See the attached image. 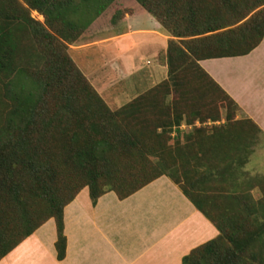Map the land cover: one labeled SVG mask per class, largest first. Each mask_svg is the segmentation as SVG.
Listing matches in <instances>:
<instances>
[{"label": "trees", "instance_id": "16d2710c", "mask_svg": "<svg viewBox=\"0 0 264 264\" xmlns=\"http://www.w3.org/2000/svg\"><path fill=\"white\" fill-rule=\"evenodd\" d=\"M116 1L0 0V261L50 219L64 260L84 188L96 205L167 176L219 231L183 264H264V173L246 170L263 132L200 65L262 43L264 0H135L170 37L168 75L113 110L69 46ZM197 122L213 125L182 133Z\"/></svg>", "mask_w": 264, "mask_h": 264}, {"label": "crops", "instance_id": "0c3cea01", "mask_svg": "<svg viewBox=\"0 0 264 264\" xmlns=\"http://www.w3.org/2000/svg\"><path fill=\"white\" fill-rule=\"evenodd\" d=\"M111 6L112 13L108 8L92 24L108 22L104 41L112 48L109 60L122 66L123 78L133 90L144 77L153 80L161 73L160 82L165 80L168 67L161 60L166 57L170 37L135 0H117ZM125 8H131L133 14L112 24L115 11ZM200 65L237 102L238 118L251 119L264 134V39L246 56L204 60ZM143 70L147 76L142 75ZM129 93L123 91L114 99H125ZM64 224V260L57 259V227L50 219L0 264H183V257L219 235L167 176L124 200L109 192L96 205L86 187L66 206Z\"/></svg>", "mask_w": 264, "mask_h": 264}, {"label": "rangeland", "instance_id": "374dc122", "mask_svg": "<svg viewBox=\"0 0 264 264\" xmlns=\"http://www.w3.org/2000/svg\"><path fill=\"white\" fill-rule=\"evenodd\" d=\"M111 7L112 6L109 7V10L112 13ZM31 14L34 19L41 23L45 22L44 17L38 12L32 11ZM107 26L108 22L106 20L98 24V26L92 27L91 25L83 34L84 36L82 35L83 38L81 40L79 39L76 43L69 46V55L109 107L116 110L119 108L118 105L126 104L127 100L133 99L135 96L141 95L159 84L158 82L161 80V73H159V75L153 80L144 77L145 80L141 81L139 86L135 85V88H137L136 90H133L134 88L128 85L123 78L122 66L119 67L112 63L113 61L111 62L109 60L111 57L109 52H111L112 48H110V46L104 41L107 39V35L105 34ZM86 45L89 46L83 48ZM165 58L166 57L161 60L164 64H166ZM146 72V70H143L141 73L143 76H147L148 74ZM123 91L130 92L129 96L125 99H114L116 94L122 93ZM117 100L118 102H116ZM211 125H213L212 122L205 124L197 122L195 125L191 126L183 124L181 130L183 131L182 133H188L194 127H209ZM175 135L176 132H173L172 136L174 137ZM246 170L252 175L264 173V134H260V142L254 148L253 154L250 157V162L246 166ZM255 195L257 197L258 193L256 192Z\"/></svg>", "mask_w": 264, "mask_h": 264}, {"label": "built area", "instance_id": "2783aa9c", "mask_svg": "<svg viewBox=\"0 0 264 264\" xmlns=\"http://www.w3.org/2000/svg\"><path fill=\"white\" fill-rule=\"evenodd\" d=\"M184 127V126H183Z\"/></svg>", "mask_w": 264, "mask_h": 264}]
</instances>
